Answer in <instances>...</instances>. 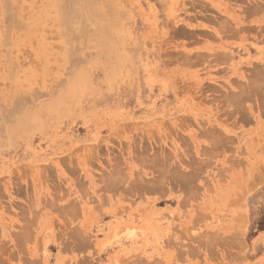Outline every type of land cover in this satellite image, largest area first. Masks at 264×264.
<instances>
[{
  "label": "rangeland",
  "instance_id": "rangeland-1",
  "mask_svg": "<svg viewBox=\"0 0 264 264\" xmlns=\"http://www.w3.org/2000/svg\"><path fill=\"white\" fill-rule=\"evenodd\" d=\"M0 264H264V0H0Z\"/></svg>",
  "mask_w": 264,
  "mask_h": 264
}]
</instances>
